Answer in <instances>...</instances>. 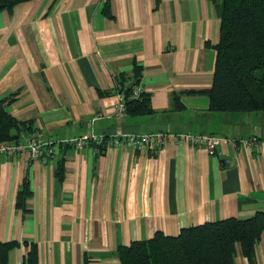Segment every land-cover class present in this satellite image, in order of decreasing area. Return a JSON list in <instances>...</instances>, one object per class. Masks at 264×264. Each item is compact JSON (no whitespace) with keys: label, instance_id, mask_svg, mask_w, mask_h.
Listing matches in <instances>:
<instances>
[{"label":"crops","instance_id":"obj_1","mask_svg":"<svg viewBox=\"0 0 264 264\" xmlns=\"http://www.w3.org/2000/svg\"><path fill=\"white\" fill-rule=\"evenodd\" d=\"M220 36L211 0H30L0 11V97L53 148L46 160L0 154V241L20 243L8 264H27L24 242L38 264H119L133 241L264 210V112L213 111L200 92L213 85ZM138 72L151 112L118 118V84ZM90 128L226 140L216 153L173 136L156 151L69 141ZM236 263L250 264L241 253Z\"/></svg>","mask_w":264,"mask_h":264},{"label":"trees","instance_id":"obj_2","mask_svg":"<svg viewBox=\"0 0 264 264\" xmlns=\"http://www.w3.org/2000/svg\"><path fill=\"white\" fill-rule=\"evenodd\" d=\"M30 0H0V11ZM221 16L220 41L215 45L217 59L211 88L201 90L210 98V109L222 112H264V0H211ZM135 79L123 80L117 91H125L127 111L151 112L145 92L132 97ZM125 88V89H124ZM191 93V92H189ZM12 99L0 97V143L19 141L22 131L33 132L30 121L19 120L7 109ZM26 183L17 196L25 206L29 195ZM264 236V210L248 218L229 217L184 228L179 235L156 233L148 240L120 246L119 264H237L241 253L255 264L256 247ZM25 255L27 264H38L34 243ZM20 247L18 241H0V264H8L9 253ZM86 264H89L86 259Z\"/></svg>","mask_w":264,"mask_h":264},{"label":"built area","instance_id":"obj_3","mask_svg":"<svg viewBox=\"0 0 264 264\" xmlns=\"http://www.w3.org/2000/svg\"><path fill=\"white\" fill-rule=\"evenodd\" d=\"M125 89V88H124ZM141 90V84L133 86L132 97H139ZM126 93L125 91H117V102L114 105L116 116L121 118L127 113L126 104ZM173 138L178 142H188L192 147H203L212 153L218 152V147L222 145L225 138L217 135H201L191 133H180L170 134L164 132H153L149 134L139 135L135 133H126L122 135L108 136V135H97L91 128L87 130L82 136L77 138L69 139L75 143L77 147H82L90 141H103L110 138V142L113 145H125L134 150L146 151V150H158L161 148L170 138ZM243 146L250 147L258 143L257 137H251L240 140ZM50 142H47L37 132H32L27 137L26 144L19 141H6L0 143V154L6 153L8 155H14L19 152L28 151L31 158H43L47 159L48 156L53 155V148L50 146ZM44 150L47 154L44 155ZM225 164L230 162L226 159Z\"/></svg>","mask_w":264,"mask_h":264}]
</instances>
